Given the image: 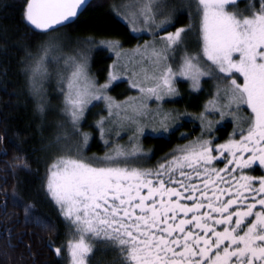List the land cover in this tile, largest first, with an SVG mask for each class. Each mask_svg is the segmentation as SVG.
<instances>
[{
  "label": "snow or ice",
  "instance_id": "obj_1",
  "mask_svg": "<svg viewBox=\"0 0 264 264\" xmlns=\"http://www.w3.org/2000/svg\"><path fill=\"white\" fill-rule=\"evenodd\" d=\"M86 3L26 0L23 19L43 33L56 31L57 26L71 22ZM239 3L184 0L177 5L169 0H137L135 11L125 14L133 32L142 22L152 37L133 50L151 64L152 74H145L150 86L131 82L143 95L139 104L131 106L132 115L126 116L130 123L150 115L149 99L158 102L178 95L177 76L190 81L194 91L200 90L204 77L228 83L223 89L217 88L210 106L197 117L200 136L166 154L164 162L153 168L143 166L151 153L135 144L131 150L117 146L102 158L83 156L87 133L82 134L83 144L77 141L52 160L45 191L71 228L66 244L52 249L57 256L66 250L70 264H93L94 256L109 251L119 254L113 264H264V174H249L254 166L264 170V0H247L243 10ZM185 9L190 21L194 16L199 19V51L191 54L185 49L178 70H174L168 61L175 58L187 33L196 27L193 23L175 27L179 23L177 12ZM169 27L175 31H168ZM102 43L120 55L119 41ZM56 47L51 43L42 46L44 55L30 56L25 68L41 113L46 109V60ZM67 62L72 71L64 91L65 112L79 134V122L92 99L108 100L109 115L112 102L105 95L109 85L97 88L89 79L86 56L71 57ZM242 111L247 115L240 116ZM216 113L220 121L214 123L208 116ZM226 116L233 119V131L224 143H217L215 124ZM163 117L164 131L168 132L167 122L177 118L170 113ZM103 125L101 120L98 127L102 138ZM60 140L58 136L57 142ZM217 162H224V166L216 167ZM11 167L28 164L25 160ZM2 194L5 199L0 210L6 212V190ZM12 207H18L16 201ZM24 216L26 224L49 227L35 220L28 207ZM8 232L10 236L11 229ZM25 248L31 251L30 244Z\"/></svg>",
  "mask_w": 264,
  "mask_h": 264
},
{
  "label": "trees",
  "instance_id": "obj_2",
  "mask_svg": "<svg viewBox=\"0 0 264 264\" xmlns=\"http://www.w3.org/2000/svg\"><path fill=\"white\" fill-rule=\"evenodd\" d=\"M120 1L92 0L72 23L56 31L43 33L23 19L26 0H0V202L5 199L2 194L5 190L9 200L6 212L0 210V264H70L66 250L60 256L52 250L66 244L70 228L45 191L48 165L59 152L56 141L60 130L57 123H65L68 117L65 113L60 114L65 99L56 92L54 80L47 77L43 81L46 109L43 113L38 111V98L30 90L25 68L30 63V56L44 55L42 46L48 44L49 34H62L65 40L82 49L81 56L87 57L88 74L97 85H103L114 57L99 44L113 40L121 43V49H130L144 37L133 35L129 26L120 18L117 12ZM180 24L176 23L175 27ZM175 27H169L168 31L175 30ZM88 40H94L95 45L84 43ZM46 68L51 73L49 62ZM175 85L178 95L172 102L165 103L170 105L177 118L169 131L165 132L163 127L155 132L133 133L132 140L127 139L125 134L112 133L102 138L96 123L101 116L106 115L107 110H101V100L89 104L79 122V134L75 133L81 144L82 134L87 133L89 136L82 155L102 158L117 146L131 150L130 145L135 141L144 152L151 153V158L144 161L143 166L153 168L158 162H164L166 154L200 136L201 126L196 118L212 96L211 80L202 79L198 91L191 89L184 79H177ZM131 93L125 79L107 88L109 98L116 102ZM241 113L247 115L246 111ZM217 117H210V120L218 121ZM68 123L66 121L67 126ZM233 127L231 119H224L216 125L213 132L218 138L216 142L224 143ZM182 133L185 135L182 136ZM105 140L109 143L106 144ZM25 160L28 167H11ZM223 166L224 162L216 164V167ZM249 174L259 176L264 174V170L254 166ZM12 201H16L18 207H12ZM25 207L29 208L35 220L49 227H40L36 223L26 224ZM8 229H11L10 236ZM9 243L12 247H9ZM27 244L31 245L30 252L25 248ZM118 259V252L109 251L104 256L98 253L93 257V264H113Z\"/></svg>",
  "mask_w": 264,
  "mask_h": 264
},
{
  "label": "rangeland",
  "instance_id": "obj_3",
  "mask_svg": "<svg viewBox=\"0 0 264 264\" xmlns=\"http://www.w3.org/2000/svg\"><path fill=\"white\" fill-rule=\"evenodd\" d=\"M170 3L172 4H181L184 2V0H169ZM137 3V0H122L117 6V12L120 18L129 26V29L133 35H140L144 36L143 39L138 42L135 46L131 47L130 49H120V55L118 56L117 53L113 50H110L107 48L103 43L99 44V46L105 48L110 54L113 55L114 57V62L112 65L109 67L108 75L106 81L103 83L108 84L109 86L120 80V79H125L128 87L132 90V93L127 96L125 99L121 101H113L112 102V107H111V115H109V101L105 99H100L103 104L101 107V110L103 109L104 111L107 110L106 115L101 116V118L97 121L96 127H98V124L101 120L104 121V135L112 133V135L119 133L125 134L127 136V139L132 140L133 133L135 134H140L142 132L146 131H156L158 129L163 128V121L164 113H170L172 117H174V111L173 109L169 106H167L165 103L172 102V99L175 98L176 96L172 97H165L161 101H155L153 99H149L147 101L148 104V111L150 112V115L146 117H137L135 123H130L127 119L126 116L132 115L131 111V106L134 104H139L141 101L142 93L139 91L138 87H132L133 81L137 82L138 84H143L144 86H150L151 82L150 81H145V74L147 73L149 76L152 74L151 73V64L147 60H142L141 56L137 53H135L133 50L137 48V46H142L144 45L145 41H151L152 37L149 35V31L144 30V26L141 23H137L136 27L138 31L133 32L132 31V25L129 23V19H125V14L135 11V8L133 7ZM247 0H240L239 3V9L243 10L246 7ZM127 5L128 7H125ZM233 10V9H229ZM193 13H195V8L193 7L192 9ZM187 18H186V17ZM177 18L179 19L180 25L178 27H187L189 23L195 24V28L187 33L185 36V44L181 46L180 49L177 50L175 53V58L173 60H169L168 62L172 64L174 70H178L181 57L184 55L185 49L187 52L191 54H195L196 52L199 51V43H198V28H199V19L198 17H193V19L190 21L189 16H188V10H182L177 12ZM175 31V30H173ZM165 33L161 32L160 35H164ZM159 37H157L158 39ZM48 44H55L57 47L53 49L52 51L49 52L47 56V64L48 62L50 63V66L52 67L51 73H48L47 77L51 78L54 80V84L56 86V92L58 94L63 95L64 97V91H66V83H67V78L70 75L72 71L71 65L67 62L69 58L71 57H76L79 59L82 53V49H78L72 42H69L68 40H65L62 34H49L48 35ZM170 56L172 55L171 53L169 54ZM89 79L94 81V79L88 74ZM115 76L116 79H110V77ZM208 78V77H204ZM202 78V79H204ZM177 79H183L182 77L177 76ZM212 83V90L211 94L212 96L210 99L205 103L203 106L201 112L205 110L207 106H210L209 102L214 100L217 94V88L219 87L220 89H223L228 81H220L216 79H211ZM187 81V80H186ZM95 82V81H94ZM190 85L191 88V83L190 81H187ZM101 86L96 84V87L99 88ZM176 87V85H175ZM192 89V88H191ZM105 95L107 97V89H105ZM221 97H223V93L221 92ZM65 99V97H64ZM63 99V100H64ZM99 100L92 99L91 103L97 102ZM225 102L223 98L221 99V103ZM119 105V107H117ZM64 109L60 110V114H63L65 112V104H64ZM88 107V106H87ZM86 110V109H85ZM200 112V113H201ZM159 113V114H158ZM199 113V114H200ZM68 116V115H67ZM199 116V115H198ZM197 116V117H198ZM215 116L217 117V120L220 121V116L219 113H216L214 115H209L208 119L210 120V117L213 118ZM240 116H244L243 113H240ZM69 117V116H68ZM65 120V123L63 122H58L57 127L58 132L57 137H61V140L58 143V155L61 154V152L66 149L69 146L75 145L77 142V136L75 135V130H73L72 123L70 122V117ZM201 126V122L198 118H196ZM224 119H232L231 116H226ZM223 119V120H224ZM222 120V121H223ZM66 121L68 123V126L66 124ZM216 121V120H215ZM214 121V123H215ZM222 121L219 123L221 124ZM168 127L172 126L174 121L169 120L168 122ZM71 124V128L69 127ZM218 124H215V126ZM99 128V127H98ZM100 130V128H99ZM164 130V128H163ZM101 132V131H100ZM71 133V134H70ZM111 135V134H110ZM238 138V137H237ZM57 142V141H56ZM133 144L136 145L135 141ZM133 144L130 146L132 147ZM83 151V149H82ZM70 228V226H69ZM68 228V229H69ZM71 238V228L69 229V239Z\"/></svg>",
  "mask_w": 264,
  "mask_h": 264
},
{
  "label": "water",
  "instance_id": "obj_4",
  "mask_svg": "<svg viewBox=\"0 0 264 264\" xmlns=\"http://www.w3.org/2000/svg\"><path fill=\"white\" fill-rule=\"evenodd\" d=\"M92 0H87V3L79 10V12H78V15L75 17V18H73L72 19V21L71 22H68V23H66L65 25H67V24H70V23H72L79 15H80V13L86 8V6L91 2ZM64 25V26H65ZM33 27V26H32ZM59 27H62V26H57V28H59ZM34 28V27H33ZM35 29V28H34ZM37 30V29H36ZM38 31H40V30H38Z\"/></svg>",
  "mask_w": 264,
  "mask_h": 264
}]
</instances>
